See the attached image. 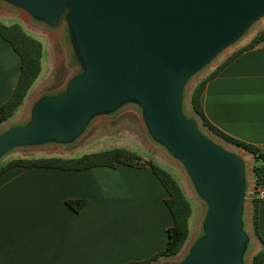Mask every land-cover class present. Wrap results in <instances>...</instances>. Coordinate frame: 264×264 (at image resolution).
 I'll return each instance as SVG.
<instances>
[{"label": "water", "instance_id": "obj_1", "mask_svg": "<svg viewBox=\"0 0 264 264\" xmlns=\"http://www.w3.org/2000/svg\"><path fill=\"white\" fill-rule=\"evenodd\" d=\"M43 26L66 25L79 72L0 132L8 150L75 141L96 118L135 104L150 140L179 161L206 204L202 232L178 261L246 264L251 237L245 157L183 111L187 83L264 19V0H2Z\"/></svg>", "mask_w": 264, "mask_h": 264}, {"label": "crops", "instance_id": "obj_2", "mask_svg": "<svg viewBox=\"0 0 264 264\" xmlns=\"http://www.w3.org/2000/svg\"><path fill=\"white\" fill-rule=\"evenodd\" d=\"M19 74L20 57L0 35V105L12 94ZM34 83L19 106L24 109L22 123ZM201 105L213 125L264 147V39L207 81ZM113 147L139 153L132 147ZM24 157L34 156L15 158ZM253 181L254 176L250 186ZM167 197L148 165L10 167L0 174V264H126L147 259L164 249L173 225ZM67 200L84 203L76 211ZM255 204L260 239L252 233L248 264L255 254L258 264H264V201ZM251 210L247 199L249 220Z\"/></svg>", "mask_w": 264, "mask_h": 264}, {"label": "rangeland", "instance_id": "obj_3", "mask_svg": "<svg viewBox=\"0 0 264 264\" xmlns=\"http://www.w3.org/2000/svg\"><path fill=\"white\" fill-rule=\"evenodd\" d=\"M0 21L6 25L18 23L32 37L42 43L43 54L41 58L42 71L34 83L33 92L29 98L27 114L31 105L40 96L48 92L57 91L63 88L73 75L80 70L78 62L73 57L71 42L67 33L66 25L58 23L56 26L47 27L34 23L29 17L20 11L12 8L7 3L0 0ZM264 28V19L256 23L243 38L226 51L215 58L204 70L196 74L186 85L183 98V111L187 116L196 119L200 129L222 144L223 146L240 153L245 157L247 168L248 187L253 180L251 165L254 160L251 155L243 149L228 144L223 140L209 133L199 122L198 116L189 107V94L193 86L205 75L220 64L228 55L245 45L247 40ZM251 40V39H250ZM249 42V41H248ZM24 109L19 108L4 125L0 127V132L11 125L23 124L20 119ZM27 119V117H26ZM26 121V120H24ZM113 146L132 147L137 150L140 156H147L162 168L167 170L182 188L191 206L189 218V235L181 251L171 259L178 261L188 252L191 243L200 236L202 232L201 222L206 212V204L197 196L189 177L187 176L182 164L172 158L161 146L154 144L148 137L140 118V109L135 104H124L115 112L102 118L93 119L86 127L84 132L72 143L67 145H44L37 148H14L8 150L0 158V165L7 159L22 156H61L79 157L83 154L101 151ZM73 151V152H72ZM72 154H69L71 153ZM255 163V162H254ZM244 224L247 233L251 237V220L247 214L244 215ZM251 243L248 245L245 254V262L248 264ZM169 260V259H168Z\"/></svg>", "mask_w": 264, "mask_h": 264}, {"label": "trees", "instance_id": "obj_4", "mask_svg": "<svg viewBox=\"0 0 264 264\" xmlns=\"http://www.w3.org/2000/svg\"><path fill=\"white\" fill-rule=\"evenodd\" d=\"M0 35L11 44L20 57V74L17 84L6 102L0 105V125L7 121L17 111L27 92L37 79L41 70V58L43 54L42 43L29 35L20 24L6 25L0 21ZM264 39V28L257 32L251 40L228 55L211 72L201 78L191 89L189 94V107L198 116L200 124L213 136L224 142L243 149L253 155L254 161L261 156L260 148L254 144L233 137L215 125L206 117L202 105L201 94L207 81L216 75L227 63L238 56L242 51L257 45ZM75 59V56L73 54ZM76 60V59H75ZM25 123V122H24ZM116 163L127 165H148L155 176L165 188L168 197L164 200L171 212L173 225L167 229V242L163 250L141 261L128 262L126 264H154L163 259L176 256L182 249L189 235V218L191 206L182 188L175 178L153 160H144L139 153L125 147H111L101 151L90 152L79 157L42 156L24 157L9 160L0 165V174L10 167H49L62 170H81L94 166L113 167ZM254 178L260 177L261 170L256 165L252 166ZM66 203L78 210L84 203L83 200H67ZM256 201H252L251 228L252 233L259 238L257 230ZM260 239V238H259ZM262 242V240H260ZM264 244V242H262ZM251 264H258V255L251 257Z\"/></svg>", "mask_w": 264, "mask_h": 264}, {"label": "built area", "instance_id": "obj_5", "mask_svg": "<svg viewBox=\"0 0 264 264\" xmlns=\"http://www.w3.org/2000/svg\"><path fill=\"white\" fill-rule=\"evenodd\" d=\"M260 151L261 156L255 162L261 170L260 177L257 180L254 178L248 190V199L256 202L264 201V147L260 148Z\"/></svg>", "mask_w": 264, "mask_h": 264}]
</instances>
